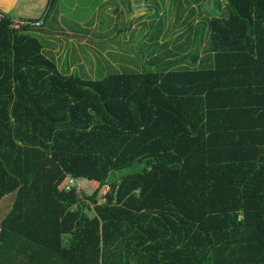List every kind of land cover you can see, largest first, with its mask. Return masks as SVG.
Listing matches in <instances>:
<instances>
[{"label":"trees","instance_id":"obj_1","mask_svg":"<svg viewBox=\"0 0 264 264\" xmlns=\"http://www.w3.org/2000/svg\"><path fill=\"white\" fill-rule=\"evenodd\" d=\"M215 4L197 67L95 80L0 22V264H264V0Z\"/></svg>","mask_w":264,"mask_h":264},{"label":"crops","instance_id":"obj_2","mask_svg":"<svg viewBox=\"0 0 264 264\" xmlns=\"http://www.w3.org/2000/svg\"><path fill=\"white\" fill-rule=\"evenodd\" d=\"M88 1L95 3L92 11L88 15L85 10L80 11L74 22L86 31L82 37V41L86 43H83V46H88L85 54L80 56L74 53L72 56V49L68 50L64 41L69 36V42L70 36L74 35L65 34L62 30L57 31L56 27L46 30L47 46L42 44L43 53L55 62L61 73L88 72L90 57L94 59V63L97 62V58H105L107 62L119 65L131 63L128 61L130 57H142L147 64L155 66L174 61L179 62L181 66L197 67L204 56L208 38V16L198 17L192 30L190 22L192 18L187 20L188 15L180 18L176 16L172 22L162 21L161 11L154 13L143 7L142 3L147 0ZM47 2L48 0H0V8L14 16L36 19L44 13ZM37 8L40 10L39 13L32 16L30 12ZM215 8L216 5L210 10L204 7L201 15L203 10L207 15ZM45 23L43 20L41 28ZM204 24L206 28L203 27ZM94 34L100 37L103 34L104 46L98 44V35ZM145 51L151 53L146 55ZM153 59L156 62H152Z\"/></svg>","mask_w":264,"mask_h":264},{"label":"rangeland","instance_id":"obj_3","mask_svg":"<svg viewBox=\"0 0 264 264\" xmlns=\"http://www.w3.org/2000/svg\"><path fill=\"white\" fill-rule=\"evenodd\" d=\"M217 0H147L144 1L143 7H145L148 11H153L154 13H159L161 11V20L166 22H172L173 18L177 16V18H180L181 16H187L189 13H193V17L191 19V29L193 30V26L195 24V20H198V17L208 16L210 17L211 14H207L201 11L204 9V7H208V10L213 7ZM88 0H58V4L48 13V16L46 18V23L43 28H37L35 29V35L40 39L41 43L44 44V46H47V36H46V30L51 29L53 27H56L57 31L59 30L65 34L74 35V37L70 36V41L68 42V37L64 41L68 50L72 49V56H74V53H77L78 55L85 54L84 52L88 49V46H83L82 37L84 36V33L86 32L84 29H82V26L79 24L74 23L76 20V16H78V13L82 10H85V13L88 15L94 6V2H89ZM216 10V8L214 9ZM39 8L35 9L34 11H31L30 14L32 16L37 15L39 13ZM217 12V10H216ZM100 12V16H101ZM9 14V13H8ZM61 15V16H60ZM173 24H171V29H173ZM89 28L88 26L86 27ZM103 30V26L101 27ZM99 29H96L98 31ZM95 36L98 34H94ZM103 34L98 35L97 39L94 38V40L98 41V44L100 46H104L105 39L102 38ZM86 44V43H85ZM76 51V52H75ZM150 51H145V54H150ZM74 59V58H73ZM146 59V58H145ZM90 61L87 65L89 68L88 72H80L76 73L83 79H98L102 76L113 74V73H128V72H145L149 70H155L156 67L152 64H147L146 60H143L142 57L137 58H128V61L131 63L126 64H113L110 61L107 62L105 58H97V62L94 63L93 58H88ZM152 62H156L154 59ZM139 63V64H135ZM143 168V163L133 165L132 167L123 170L119 172L118 174H126L130 172L140 171ZM84 193V192H82ZM14 194H10L5 196L0 201V219L4 217V215L9 211L10 209V203L13 200ZM92 206V205H91ZM92 212H89V215H91Z\"/></svg>","mask_w":264,"mask_h":264},{"label":"built area","instance_id":"obj_4","mask_svg":"<svg viewBox=\"0 0 264 264\" xmlns=\"http://www.w3.org/2000/svg\"><path fill=\"white\" fill-rule=\"evenodd\" d=\"M2 21H8L9 27L15 31H20L23 29L33 30L40 28L43 25V21L41 19L14 16L8 14L0 8V22ZM58 190L66 192L75 190L77 193L81 194L84 192L89 196L92 195L96 190H99L97 204L101 205L107 203L106 193L109 191V185L105 184L100 186L96 181H91L85 178H74L70 175H67L59 184Z\"/></svg>","mask_w":264,"mask_h":264}]
</instances>
